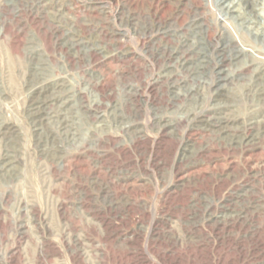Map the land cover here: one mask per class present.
Instances as JSON below:
<instances>
[{"label":"rangeland","instance_id":"obj_1","mask_svg":"<svg viewBox=\"0 0 264 264\" xmlns=\"http://www.w3.org/2000/svg\"><path fill=\"white\" fill-rule=\"evenodd\" d=\"M0 264H264V0H0Z\"/></svg>","mask_w":264,"mask_h":264}]
</instances>
